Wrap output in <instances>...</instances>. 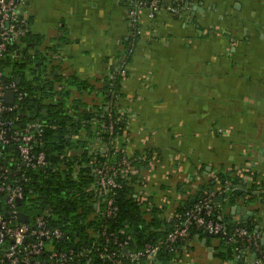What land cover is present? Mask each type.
Returning a JSON list of instances; mask_svg holds the SVG:
<instances>
[{
	"label": "crops",
	"instance_id": "1",
	"mask_svg": "<svg viewBox=\"0 0 264 264\" xmlns=\"http://www.w3.org/2000/svg\"><path fill=\"white\" fill-rule=\"evenodd\" d=\"M189 2L183 17L146 12L137 39L129 0H25L21 11L39 52L55 58L60 86L69 78L93 86L91 93L72 86L71 95H99L102 80L124 66L119 103L131 111L124 150H161L147 185L158 206L163 195L176 206L184 197L178 183L215 177L222 167L264 180V0ZM92 147H102L99 139ZM233 205L247 207L249 221L262 199ZM233 205L223 211L238 222ZM258 227L264 232V218ZM203 234L178 244L176 264H256L250 251L222 259L221 239Z\"/></svg>",
	"mask_w": 264,
	"mask_h": 264
},
{
	"label": "built area",
	"instance_id": "2",
	"mask_svg": "<svg viewBox=\"0 0 264 264\" xmlns=\"http://www.w3.org/2000/svg\"><path fill=\"white\" fill-rule=\"evenodd\" d=\"M129 4L134 39L140 36L146 12L150 18H154L161 10L183 17L191 7L189 0H129ZM24 5L25 0H0V60L11 44L19 42L27 27V20L21 14ZM122 75H125L124 69ZM8 91L15 94L12 104L6 102ZM23 95L17 82L7 81L0 70V264H156L158 259L162 264H176L174 254L177 246L191 238L193 229L208 230L211 235H219L224 231L223 220L214 219L212 215L218 205L215 198L222 194L226 198V193L233 189L229 183L221 191H205L182 212L175 211L171 197L163 195L158 207H169L167 219L171 222V229L156 241L133 247L127 225H114L119 213V191L124 180L134 176L138 203L149 201L147 185L162 163L156 151L148 162V170L142 172L134 165L135 158L130 155L110 160L107 157L110 146L115 144L112 137L102 146L104 158L94 167L96 182L93 191L97 201L88 220L99 225L87 227L81 233L76 232L74 226L62 228L56 225L49 208L34 215L25 211L22 208L25 206V187L32 179L26 169L45 168L49 162L45 151L37 149L38 143L41 144L39 137L43 133L42 121L32 120L23 128L16 125V112ZM112 104L110 102V106ZM121 112L131 119L130 109L122 107ZM113 127V123L107 126L110 135L113 134ZM6 146H11L16 155L6 156L3 152ZM238 173L243 180H252L251 175L242 171ZM20 212L28 215V222L19 220ZM246 236L256 246L263 239L259 233L249 235L245 227L236 226L230 240L238 242ZM235 251L241 254L245 250L236 245ZM163 252L168 254L166 260L161 258ZM257 263L264 264V255Z\"/></svg>",
	"mask_w": 264,
	"mask_h": 264
},
{
	"label": "trees",
	"instance_id": "3",
	"mask_svg": "<svg viewBox=\"0 0 264 264\" xmlns=\"http://www.w3.org/2000/svg\"><path fill=\"white\" fill-rule=\"evenodd\" d=\"M22 38L25 43L27 40H33V35L28 31V27H25L20 40ZM20 40L9 46L4 58L0 60V70L3 71L7 81H16L17 77H21L19 90L24 95L16 112L18 116L16 125L23 128L32 120L42 121L44 124L43 133L39 137L38 141L41 144L38 143L37 149L45 151L49 162L45 168L26 169V173L32 179L25 187L24 210L28 212L33 208L42 210L49 208L56 225L62 228L74 226L73 229H76V232L82 233L87 227L99 225L93 220L89 221L88 218L94 210L95 201H97L93 191L96 182L94 167L104 157L102 147L94 149L92 145L99 139V143L103 146L112 137L115 144L110 146L107 157L110 160H115L122 155H128L124 147L130 116L122 114V106L119 103V98L123 96L120 92L124 79L122 75L124 66L119 65L114 68L112 73L102 80L105 88L110 91V94H106L108 97L99 99L97 105L90 106L84 102L81 95H71L70 92V87L75 86L82 91L90 90L91 93L93 86L87 81L74 83L70 82L72 79L69 78L64 80L63 87L59 88L58 86L62 82L58 75L50 79L49 84H46L41 77L40 63L32 70V73L37 75L35 78L28 72H23L20 66L22 63L17 62L22 55L17 51L23 49ZM24 42L23 45H26ZM39 54L43 58L44 53L39 52ZM7 66L10 70L9 74L4 71ZM48 91H53L52 95L60 96L58 99L60 102L47 110L43 117H36L34 98L48 94ZM99 95H105L104 91L101 90ZM103 101L108 102L109 106L107 107ZM110 102L113 103L112 106H110ZM110 123H113L114 126L112 135L107 131V126ZM154 151L162 159V152L158 148L145 149L130 157L135 158L134 165L142 172L148 170V162ZM3 152L8 157L16 155L11 146L4 147ZM200 172L204 173V167ZM251 172V170L246 172L252 177L250 181L243 180L237 170L225 167L218 169L215 172V177L201 180L192 177L188 182L182 181L176 187L184 197L173 208L175 211L182 212L188 209L205 191L218 192L226 187V183H229L233 189L226 193L227 200L217 205L212 215V218L221 219L225 223L224 231L219 235H214L221 239L220 256L222 259H227L230 255L235 254V247L239 245L245 250L241 254L249 251L255 252L256 264H260L257 262L263 258L264 244L258 241L259 244L256 246L254 242L249 241V236L239 239L238 242L230 240L236 226L245 227L249 235L259 233L264 237L263 229L257 228V224L264 218V180L257 182L258 175ZM135 182L134 176L123 182L117 199L119 213L114 225L117 227L127 225V230L132 235L133 247H140L145 242L156 241L164 237L171 229V222L167 219L169 207L160 209L156 203L153 204V196L149 195V201L143 204L138 203L134 191ZM193 185L195 186L192 187ZM236 185H243L244 191L237 194L234 189ZM257 197L262 199V208L257 211L255 217L246 223L240 224L239 221L237 222L231 215L223 211L238 200L252 201ZM194 198L195 201L192 203ZM71 214L74 215L70 216ZM203 232L202 229H193L191 236L204 235ZM167 257L166 252L161 254L163 260H166Z\"/></svg>",
	"mask_w": 264,
	"mask_h": 264
},
{
	"label": "flooded vegetation",
	"instance_id": "4",
	"mask_svg": "<svg viewBox=\"0 0 264 264\" xmlns=\"http://www.w3.org/2000/svg\"><path fill=\"white\" fill-rule=\"evenodd\" d=\"M24 38H22L20 40V44L23 46L22 48V55H20V57L18 58V63H22L21 66V70L25 73L28 72L29 75H31L32 77H36L37 75L32 73V70H34V68L39 65L40 63V70L41 72V77L44 79L46 84L50 83V79H53L54 77L58 76V71L56 68H54L52 66V62L50 61L51 58L48 57L46 54L43 56H40L39 54V50H38V41H33V40H27V42L25 43ZM23 42L26 45H23ZM51 87V86H49ZM59 88H61V86H58ZM50 90V88H48ZM105 95H81L82 97H87V98H91L90 100H88L86 98V100H84V102L87 105H94V100H99L105 97H108V95L106 94H110L109 90L107 89H103ZM53 91H48V94L45 95H39L40 97V102L42 105V109H45V113H39V115L37 116L35 114L36 117H43L46 113L47 110H49L50 108L54 107L58 102V99H60V96H56V95H52ZM80 96V95H79ZM88 100V101H87ZM103 103H105L107 105V107L109 106V103L106 101H103ZM32 116V115H31Z\"/></svg>",
	"mask_w": 264,
	"mask_h": 264
},
{
	"label": "water",
	"instance_id": "5",
	"mask_svg": "<svg viewBox=\"0 0 264 264\" xmlns=\"http://www.w3.org/2000/svg\"><path fill=\"white\" fill-rule=\"evenodd\" d=\"M18 54H21L22 51L21 50H18L17 51ZM50 61H55V58H51ZM21 77H17L16 78V82L18 85L21 84ZM61 93V90L59 91ZM35 101H36V107H35V114L38 116L39 113H45V109H42V105H41V102H40V97H35L34 98ZM15 100V94L13 91H8L6 93V102L9 103V104H12ZM244 191L243 189V185H236L235 187V192L237 194H240ZM227 200V198L224 197V195H220L218 197L215 198V202L216 203H223ZM195 201V198L192 200V203ZM21 201L18 200V204H20ZM239 214V223L242 224V223H246L248 221V216L249 215H252L251 213H247V207L245 206H242V205H233L232 206V215H235V214ZM19 220L20 221H25V222H28L29 221V217L27 214H25L24 212H20L19 213ZM207 235L209 234L208 230H205L204 231ZM261 243L264 244V237L263 239L261 240ZM156 264H162V261L160 259H158L156 261Z\"/></svg>",
	"mask_w": 264,
	"mask_h": 264
},
{
	"label": "rangeland",
	"instance_id": "6",
	"mask_svg": "<svg viewBox=\"0 0 264 264\" xmlns=\"http://www.w3.org/2000/svg\"><path fill=\"white\" fill-rule=\"evenodd\" d=\"M4 71L6 74H9L10 73V70L8 68V66L6 68H4ZM49 118H52V117H49ZM23 209H25V206L22 207ZM37 211H40V212H44V210L42 209H37V208H33L31 210H28V212L31 214V215H34L35 213H37ZM75 214V213H74ZM74 214H71L70 216L74 215Z\"/></svg>",
	"mask_w": 264,
	"mask_h": 264
}]
</instances>
